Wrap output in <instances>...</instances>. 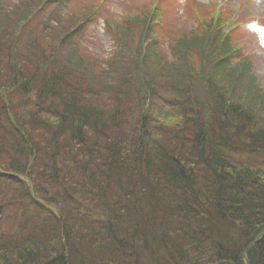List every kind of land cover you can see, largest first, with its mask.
<instances>
[{"label":"trees","instance_id":"1","mask_svg":"<svg viewBox=\"0 0 264 264\" xmlns=\"http://www.w3.org/2000/svg\"><path fill=\"white\" fill-rule=\"evenodd\" d=\"M57 1H0V264H264V88L227 20L103 15L102 56Z\"/></svg>","mask_w":264,"mask_h":264},{"label":"rangeland","instance_id":"2","mask_svg":"<svg viewBox=\"0 0 264 264\" xmlns=\"http://www.w3.org/2000/svg\"><path fill=\"white\" fill-rule=\"evenodd\" d=\"M1 3L11 5L14 0H0ZM44 3L50 9L51 6L56 7L58 3L57 0H28L30 3ZM78 1V2H77ZM77 8H85L81 11L84 13L86 10H95V15L93 16V21L89 22L86 26V37L87 41H84L83 44L88 46L96 54L106 56L110 53L112 47V40L108 37L103 31V20L102 17H114L116 21L122 19L126 15L133 14L136 8L149 6L150 3L157 0H77ZM189 1V0H188ZM191 6H188L186 3L187 0H171V12L167 11L164 15L166 16L167 23H172L173 28L178 31H190L198 27L202 28L201 21L206 23L212 13L216 16V13L221 15V18L233 20L232 23H241L239 29L235 30L230 36L234 33H237L236 41H238V46L241 48L240 52H243L250 59L252 73L254 76V81L256 83V93L261 92L264 88V0H190ZM29 3L25 2L24 6ZM169 3V5H170ZM61 4V0H60ZM149 4V5H148ZM158 8V6H154ZM89 8V9H86ZM165 10V9H164ZM88 12V11H87ZM93 12V11H92ZM161 13V12H160ZM199 14L202 18L198 19L196 15ZM23 13L20 14V18L23 17ZM217 20V16L215 17ZM39 22L40 28L43 25H46L48 22L41 20ZM46 21H49L47 18ZM209 23V21H208ZM10 27H13V23L10 24ZM229 27L227 26V29ZM40 36L35 35L31 38L34 40H39L37 45L34 43L29 44L26 48L34 49V54L41 56L42 54H49L52 51L48 48L49 44L52 43V40H55V37L52 36L49 32L45 34L40 31ZM16 34V32H14ZM60 33V32H59ZM228 35V36H229ZM52 39V40H51ZM60 39L57 40V43ZM235 42V41H234ZM44 43V47L40 44ZM71 45V44H70ZM68 52V48H65L63 53ZM51 53L48 57L52 58ZM70 66H74L72 62H68ZM251 74V72H249ZM251 93V92H250ZM154 256V259H159V254ZM161 261H164V258H161Z\"/></svg>","mask_w":264,"mask_h":264},{"label":"bare ground","instance_id":"3","mask_svg":"<svg viewBox=\"0 0 264 264\" xmlns=\"http://www.w3.org/2000/svg\"><path fill=\"white\" fill-rule=\"evenodd\" d=\"M262 236H263V234L262 235H260V237H258L256 240H260L261 238H262ZM181 249H190L189 247H181ZM173 251L172 250H169V251H167L166 253H165V258L166 259H171L172 258V256H173ZM217 264H219V263H217Z\"/></svg>","mask_w":264,"mask_h":264}]
</instances>
